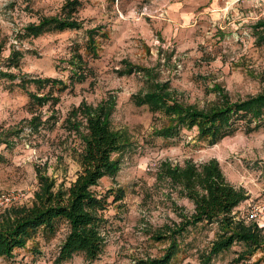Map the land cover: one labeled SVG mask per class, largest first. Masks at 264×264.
<instances>
[{"label": "rangeland", "instance_id": "obj_1", "mask_svg": "<svg viewBox=\"0 0 264 264\" xmlns=\"http://www.w3.org/2000/svg\"><path fill=\"white\" fill-rule=\"evenodd\" d=\"M80 1L74 17L81 28H48L27 36L23 29L28 23L59 14L64 0H0V192L22 198L0 212L30 204L38 188L36 166L55 186L75 178L83 144L65 119L82 101L95 107L110 97L111 125L126 131L131 144L118 154L114 176L103 177L96 187L111 191L103 211L105 245L93 261L79 253L59 264H135L162 255L170 242L164 234L194 209L179 186L159 175L163 162L183 166L186 160L200 165L216 159L227 181L248 195L233 214L236 221L249 223L245 216L250 208L264 204V123L253 130L240 123L215 143L199 139L195 128L170 138L155 135L162 115L132 98L148 89L147 73L138 68L128 72L125 62L151 68L152 79L167 82L180 102L198 108L215 100L214 84L233 99L254 95L264 88V33L257 28L264 20V0ZM92 27L106 32L96 37V57L85 49L86 29ZM11 50L20 53L10 58ZM79 54L84 78L72 79ZM22 77L59 78L67 88L40 87L21 82ZM29 92L49 95L39 103ZM84 126L82 120V130ZM111 189H121L123 196L113 201ZM255 224L264 236V220ZM219 232L217 221L188 225L177 236L172 264H198ZM66 233L60 222L53 237L36 236L12 258H0V264H57ZM251 250L235 241L209 264H264V245Z\"/></svg>", "mask_w": 264, "mask_h": 264}, {"label": "trees", "instance_id": "obj_2", "mask_svg": "<svg viewBox=\"0 0 264 264\" xmlns=\"http://www.w3.org/2000/svg\"><path fill=\"white\" fill-rule=\"evenodd\" d=\"M80 5V0H64L59 14L42 16L37 23H28L23 29L24 34L37 36L48 28L59 31L81 28L82 22L74 17ZM257 28L264 33V20L257 22ZM98 34L106 35V32L97 27L86 29L85 49L93 57L97 56ZM19 53L11 50L10 58L15 54L17 57ZM77 58L78 63L72 64V79L84 78L82 66L85 61L81 54ZM125 66L128 72L138 68L139 71L147 73L148 89L137 92L132 98L137 105H146L153 113L162 115L161 125L153 130L155 135L170 138L179 135L182 129L195 128L199 139L215 143L233 134L240 123H244L248 130L258 129L264 123V88L244 99H233L221 85L214 84L211 91L215 93V100L198 108L193 104L180 102L167 82L159 83L152 79L151 68L138 67L129 62H125ZM9 76L14 77L10 74ZM20 81L34 82L40 87L47 84L50 89L67 88L66 82L59 78L22 77ZM29 95L32 100L41 103L46 101L49 93L37 95L29 92ZM113 107L114 99L110 97L95 107L82 101L68 114L65 121L79 134L83 144L78 153L80 169L68 185L62 181L55 186V180L47 176L40 166H36L38 188L30 204L12 205L0 212V258H12L16 250L24 248L28 241L38 235L45 239L53 237L60 222L66 224L67 233L54 259L57 264L79 253L87 261L99 257L105 245L106 219L103 218V211L109 203L107 197L111 191L108 189L103 193L96 187L103 177L114 176L119 169L118 154L131 144L126 131L111 125L109 117ZM82 120L85 124L84 130L81 128ZM36 121L38 125L41 124ZM160 166L159 175L179 186L192 201L193 213L183 217L174 229L168 230L169 235L164 234L170 238V242L162 255L141 258L135 264H172L179 249L177 236L188 225L199 222L217 221L220 232L212 242L209 252L201 255L198 264H209L214 255L228 249L235 241H241L247 248H252L250 253L264 245V236L256 231L258 227L254 222L246 224L244 221L235 220L233 212L248 195L242 188H236L227 181L216 159L200 165L186 160L183 166H172L166 162ZM111 190L114 192L113 201L123 196L121 189ZM160 237L162 236H157Z\"/></svg>", "mask_w": 264, "mask_h": 264}, {"label": "built area", "instance_id": "obj_3", "mask_svg": "<svg viewBox=\"0 0 264 264\" xmlns=\"http://www.w3.org/2000/svg\"><path fill=\"white\" fill-rule=\"evenodd\" d=\"M22 198L11 192H0V209L11 205L14 202L20 201ZM247 222L258 223L264 220V204L253 205L245 216Z\"/></svg>", "mask_w": 264, "mask_h": 264}]
</instances>
